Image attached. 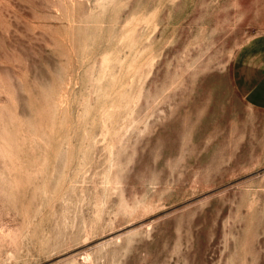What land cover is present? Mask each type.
Returning a JSON list of instances; mask_svg holds the SVG:
<instances>
[{"label": "rangeland", "instance_id": "1", "mask_svg": "<svg viewBox=\"0 0 264 264\" xmlns=\"http://www.w3.org/2000/svg\"><path fill=\"white\" fill-rule=\"evenodd\" d=\"M261 38L264 0H0V264H264Z\"/></svg>", "mask_w": 264, "mask_h": 264}, {"label": "crops", "instance_id": "2", "mask_svg": "<svg viewBox=\"0 0 264 264\" xmlns=\"http://www.w3.org/2000/svg\"><path fill=\"white\" fill-rule=\"evenodd\" d=\"M234 82L248 104L264 109V38L239 51L234 63Z\"/></svg>", "mask_w": 264, "mask_h": 264}]
</instances>
